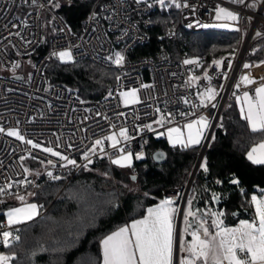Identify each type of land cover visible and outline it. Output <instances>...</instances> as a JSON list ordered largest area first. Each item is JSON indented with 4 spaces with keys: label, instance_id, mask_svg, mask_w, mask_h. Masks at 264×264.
Returning <instances> with one entry per match:
<instances>
[{
    "label": "built area",
    "instance_id": "built-area-1",
    "mask_svg": "<svg viewBox=\"0 0 264 264\" xmlns=\"http://www.w3.org/2000/svg\"><path fill=\"white\" fill-rule=\"evenodd\" d=\"M65 1L69 0H0V128L4 130L0 131V200L26 192L44 178L52 179L49 172L61 177L64 185L80 167L90 164L85 155L93 162L101 156L112 161L127 152L141 154L147 135L161 136L169 126L188 119H207L209 127L203 142L211 134L228 96L235 97L243 91L253 93L254 87L264 82V45L260 56H247L253 42L264 36V0H177L181 4L177 7L178 22L192 31L209 24L238 29L232 51L211 61H206L204 54L190 55L184 48L172 56L164 44H159L151 55L131 56L134 47L149 40L153 9L150 0H92L77 30L71 29L51 6ZM185 3L188 7L183 6ZM219 7L238 14V20H217ZM45 21L51 30L48 49L32 64L25 63L30 73L24 79L27 70L17 68L22 57L41 43ZM164 35L171 39L176 31L169 27ZM60 50L70 51L72 59H88L115 68L114 82L105 93L83 98L68 84L47 81L44 70L48 57ZM116 53L124 56L120 65L113 62ZM185 60L195 63L185 64ZM245 64L250 67L245 68ZM244 76L254 83H244ZM208 88L217 95L210 103L205 100V106L201 100ZM132 90L136 91L135 97L122 95ZM162 116L163 125L157 124ZM145 125H151V129ZM121 129H127L130 139L119 135ZM11 130L19 132L23 140L8 135ZM113 134L119 141L115 148L107 139ZM29 140L32 144L27 143ZM97 140L103 141V151L95 144ZM44 148L75 160L79 167H65L64 160ZM234 178L237 179L232 176L230 181ZM217 181L220 179L214 183L220 185L221 181ZM185 187L181 199L179 185L165 188L162 200H174L181 211ZM205 192L210 222L213 225L216 219L213 213H222L219 219L224 223L225 207L219 202L226 191L208 186ZM253 196L264 199V188L250 191L247 197L249 211L254 214ZM20 224L9 226L2 217L0 233L12 231L18 235ZM196 228L193 226L192 231ZM191 239L190 235L189 242Z\"/></svg>",
    "mask_w": 264,
    "mask_h": 264
},
{
    "label": "trees",
    "instance_id": "trees-1",
    "mask_svg": "<svg viewBox=\"0 0 264 264\" xmlns=\"http://www.w3.org/2000/svg\"><path fill=\"white\" fill-rule=\"evenodd\" d=\"M91 1L69 0L54 2L51 6L71 29L77 30ZM150 1L153 9L149 40L134 47L129 53L131 56L151 55L159 44H164L172 56L184 48L190 55L204 54L206 61H211L231 52L235 46L237 31L233 26L209 24L192 31L178 22L177 0L175 3L164 0L163 5L158 0ZM169 27L176 31L171 39L164 35ZM49 38L50 34L45 31L41 43L22 57L21 64H32L45 52ZM263 45L264 36L253 42L247 56H260ZM53 54L48 57L44 70L47 81L68 84L83 98L105 93L115 80V68L83 58L61 61ZM262 139L264 132L251 131L235 98L228 96L202 153L201 163L206 162L207 171L199 162L188 188L193 204L206 207L205 187L213 186L220 192L226 191L219 202L225 207V222H233L239 215L253 214L247 197L250 191L264 188V165L251 163L246 152ZM157 148L165 153L161 163L151 158L152 150ZM199 148L200 144L188 148L173 146L163 135H147L142 158L137 160L132 155L131 167L125 169L101 156L87 168L80 167L64 185L63 179L40 180L26 192L43 211L32 221L20 224L19 241H13L10 247L0 244V250L14 256L9 264H90L93 258L100 264L102 239L128 220L142 216L148 205L161 199L165 188L179 185L181 194ZM232 176L238 179V184L230 181ZM216 179H220V185L214 183ZM9 200H0V219L11 203ZM234 211L238 212L234 214ZM205 225L212 230L209 219Z\"/></svg>",
    "mask_w": 264,
    "mask_h": 264
},
{
    "label": "snow or ice",
    "instance_id": "snow-or-ice-1",
    "mask_svg": "<svg viewBox=\"0 0 264 264\" xmlns=\"http://www.w3.org/2000/svg\"><path fill=\"white\" fill-rule=\"evenodd\" d=\"M173 2L175 3V0ZM233 2L242 3L243 0H233ZM159 3L163 5L164 0H159ZM183 6L188 7L186 3ZM176 7H181V4L176 3ZM238 18V14L226 8L219 7L217 9V20L236 21ZM215 26L228 27L226 24ZM204 27L209 26L204 25ZM257 35H260V33H257ZM53 55H57L62 61H70L72 59L70 51H61ZM110 59L112 58L110 57ZM123 61L124 56L116 53L113 62L120 65ZM184 63L192 64L195 61L185 60ZM214 63L219 65L220 61H214ZM244 67L249 68L250 65L245 64ZM205 78L207 79L208 77L206 76ZM242 80L247 84L254 83L248 76H244ZM255 94L256 98L253 99L247 92L244 93V102L247 105V111L242 107L241 115L248 122L251 131L264 132V85L257 87ZM122 95L125 97H135L136 91L132 90L130 93H122ZM202 95L204 98L201 100V104L207 106L205 100L210 103L215 99L217 93L214 89L208 88ZM212 106L215 107L214 104ZM164 120L165 118L162 116L156 123L163 125ZM194 126H197L195 127V132H193ZM145 127L151 129V125H145ZM185 127L188 129L186 139L183 138L184 133L179 128L168 129L169 143L173 146L179 144L184 148L200 144L204 138V130L209 127V124L207 119L202 116L198 120L186 124ZM0 131L4 130L0 128ZM174 133L175 136L173 135ZM7 134L23 140V137L15 130L8 131ZM119 135L125 140L130 139L127 135V129H121ZM107 139L112 141L111 146L114 148L119 143L115 134L107 137ZM27 143L32 144V141L29 140ZM95 144L101 146V151H103V141L97 140ZM33 147H39V145L33 144ZM43 151L60 157L61 160L66 162L65 167L68 165L79 167L75 160L69 159L67 156H63L51 148H44ZM120 151L122 153L124 152L123 149H120ZM132 155L131 152H127V154H123L111 162L120 167H131ZM141 158L142 154L136 155L137 160ZM84 159L88 163H91L88 155H85ZM247 159L253 164L264 165V143L253 147L247 153ZM84 167L87 168V164ZM202 167L207 171L206 162ZM48 175L54 180L61 179L59 176H53L50 172ZM217 183H220V181H217ZM232 183L238 184L239 181L234 178ZM2 192L3 189L0 188V193ZM17 198L21 201L24 200L23 196H18ZM252 203L255 205L256 218L252 222L241 221L240 227L238 228L230 229L222 227L223 221L219 217L223 214L213 213L212 215L216 217L213 225L217 231L215 234H212L205 225V222L201 220L198 227L189 233L192 238L191 242L181 240L180 251L186 253V255L179 260V264H264V199H257L256 196H253ZM189 204H191V201H189ZM174 205L175 201L172 199L161 200L156 207L148 208V214L145 218L135 220L130 227H121L106 236L101 241V264H173L175 238L174 217L179 211ZM40 207L42 206L26 204L22 208L11 209L6 213L8 225L12 226L26 221H32L39 215ZM189 216L194 217L195 213L189 210L184 215L186 224L184 231L186 233H188L191 227L188 221ZM0 227H3V225H0ZM19 240L20 237L13 235L12 231H3L0 233V244L4 247H10L13 241ZM12 259H14V256L0 254V264H9ZM90 264H96L94 258L90 261Z\"/></svg>",
    "mask_w": 264,
    "mask_h": 264
},
{
    "label": "crops",
    "instance_id": "crops-1",
    "mask_svg": "<svg viewBox=\"0 0 264 264\" xmlns=\"http://www.w3.org/2000/svg\"><path fill=\"white\" fill-rule=\"evenodd\" d=\"M262 84H264V83H262ZM262 84H258L257 86H261ZM255 88V87H254ZM245 92H247L248 94H249V96L250 97H252L253 99H255L256 98V95L254 94V89H253V93H250V92H248V91H243V92H241V93H239L237 96H235L234 98H235V100H236V102H237V105H238V108L240 109V111H241V108L243 107L244 109H245V111H247V105H246V103L244 102V93ZM199 118H192V119H188V120H186V121H184L182 124H180L181 125V128H179V129H181L180 131L181 132H183L184 133V139H186L187 138V134H188V129L185 127V125L186 124H188V123H191V122H193V121H196V120H198ZM248 123V122H247ZM195 127H197V126H194V129H193V132H195ZM170 128H178V126L177 125H171V126H169L167 129H165V131L163 132V136H165V138L167 139V141L169 142V139H168V129H170ZM174 136H175V133L173 134ZM203 135H204V133H203ZM203 140V139H202ZM202 140H201V142H202ZM260 143H264V139H262V140H259V141H257L256 143H254L253 145H251L249 148H248V150H247V152H246V157H247V153L253 148V147H256V146H258ZM12 202L9 204V206L7 207V208H5V210H3V217H5L6 219H7V216H6V213L8 212V211H10L11 209H15V208H22V207H24L26 204H36V205H38L37 203H35V202H33V201H31L29 198H24V200L23 201H20L19 203H17V200H18V198H17V196L16 197H13V198H11L10 199ZM9 200V201H10ZM162 200V198L160 199V200H158L157 202H154V203H152V204H150V205H148L146 208H145V212H144V214L142 215V216H140V217H137V218H133V219H130V220H128L127 222H128V226L130 227V225L132 224V222L133 221H135V220H141V219H143V218H145L146 216H147V210H148V208H154V207H156L157 205H159V203H160V201ZM39 206V205H38ZM176 208H177V206L176 205H174ZM39 213H40V208H39ZM256 218V216H255V213L254 214H250V215H239L233 222H224L223 223V225H222V227H224V228H238V227H240V223H241V221H248V222H252L254 219ZM177 219V214L175 215V217H174V225H175V238H176V235H177V230H178V226H177V223H176V220ZM193 227V226H192ZM217 231V229L213 226V228H212V230H210V232L212 233V234H215V232ZM190 235V234H189ZM175 238H174V247H177L176 246V243H175ZM103 240V239H102ZM101 240V241H102ZM183 241H185V240H183ZM187 241V240H186ZM187 242H189V240L187 241ZM101 245V244H100ZM178 256H177V262H175V257H173V264H179V260L182 258V257H184L185 255H186V253H184V252H182V251H180V249H179V243H178ZM0 254H4V252L3 251H1L0 250ZM4 255H6V254H4ZM101 261H102V249H101ZM101 261H100V264H101Z\"/></svg>",
    "mask_w": 264,
    "mask_h": 264
},
{
    "label": "rangeland",
    "instance_id": "rangeland-1",
    "mask_svg": "<svg viewBox=\"0 0 264 264\" xmlns=\"http://www.w3.org/2000/svg\"><path fill=\"white\" fill-rule=\"evenodd\" d=\"M158 2H159V0H158ZM222 8H224V7H222ZM230 11V10H229ZM45 23V26H46V32L48 33V35L50 34V32H51V30H50V28H49V26H48V23H47V21H45L44 22ZM61 51H66V50H60V51H58L57 53H59V52H61ZM56 57L59 59V57L56 55ZM60 60V59H59ZM62 61V60H61ZM17 70L18 71H25V70H27V73L24 75V79H28V77H29V73H30V69H28L25 65H24V63L23 64H21L20 66H18V68H17ZM264 83V82H263ZM262 84V83H261ZM262 85H264V84H262ZM257 87H260V85L259 86H255V88H254V94H255V89L257 88ZM256 95V94H255ZM178 126V128H181V125H177ZM181 130V129H180ZM205 131L206 130H204V134H205ZM204 136V135H203ZM210 137V136H209ZM125 154H127V153H125ZM123 155V154H122ZM121 156V155H120ZM117 158H119V157H117ZM117 158H115V159H117ZM199 161V160H198ZM197 161V164H196V167L198 166V164H199V162L201 163L202 161H201V159H200V161L198 162ZM109 163H111V161H108ZM203 163V162H202ZM202 163L200 164V165H202ZM125 169L126 168H128V167H124ZM189 188V187H188ZM182 193H183V190H182V192H181V195H180V199H181V196H182ZM18 196H23L24 198H29L30 197V193H27V192H23V193H21V194H19V195H17V197ZM11 201V200H10ZM21 200L20 199H18L17 200V203H19ZM189 201H191V204H189ZM12 202V201H11ZM178 204H180V200H179V203ZM196 208H198V210L196 209ZM177 209H179V207L177 208ZM189 210H191L193 213H195V216L193 217V216H189L188 217V221L190 222V224H191V227L189 228V231H188V233H186L185 231H184V229H185V227H186V224H185V220H184V215H185V213L186 212H188ZM208 210H207V208H205V207H200L199 205H194L193 204V201H192V195H190V193H188V189H187V192H186V194H185V197H184V199L182 200V204H181V211H178V213H177V221H176V223H177V225H178V230H177V237L175 238V243H176V246L177 247H174V257H175V262H177L176 260H177V256H178V243H179V249H180V242H181V240H189V238H190V235H189V233L192 231V226H195V227H198V225H199V223L201 222V220H203L204 222H205V224H206V221H207V219H209L208 218ZM255 216H256V211H255ZM125 226H128V222H126L125 224H123L121 227H125ZM120 227V228H121ZM117 231V230H116ZM5 254V253H4ZM176 264V263H175Z\"/></svg>",
    "mask_w": 264,
    "mask_h": 264
},
{
    "label": "water",
    "instance_id": "water-1",
    "mask_svg": "<svg viewBox=\"0 0 264 264\" xmlns=\"http://www.w3.org/2000/svg\"><path fill=\"white\" fill-rule=\"evenodd\" d=\"M209 135H210V134H209ZM209 135H207V136L205 137L204 141H203L202 144L200 145V148H199V151H198V155H197V157H196V159H195V162H194L193 167H192V169H191L190 175H189L188 180H187V182H186V185H185L186 187H185V189H184V190H185L184 192H186L187 189H188V187H189V184H190V182H191V179H192L193 174H194L195 169H196L197 161L200 160V158H201V156H202V153H203L204 147H205V145H206V143H207V140H208V138H209ZM151 158H152L155 162L161 163V162H163V160H164V158H165V153H164V151H163L162 149H160V148L154 149V150H152V152H151ZM198 162H199V161H198ZM215 199H216V197H215ZM237 212H238V211H234V214H236Z\"/></svg>",
    "mask_w": 264,
    "mask_h": 264
}]
</instances>
